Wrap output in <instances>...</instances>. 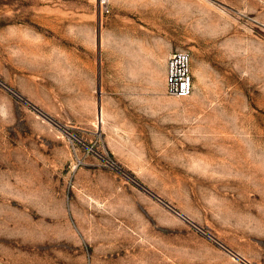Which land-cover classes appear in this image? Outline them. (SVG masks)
I'll use <instances>...</instances> for the list:
<instances>
[{
    "label": "rangeland",
    "instance_id": "374dc122",
    "mask_svg": "<svg viewBox=\"0 0 264 264\" xmlns=\"http://www.w3.org/2000/svg\"><path fill=\"white\" fill-rule=\"evenodd\" d=\"M109 8L0 0V264H264V0Z\"/></svg>",
    "mask_w": 264,
    "mask_h": 264
},
{
    "label": "built area",
    "instance_id": "2783aa9c",
    "mask_svg": "<svg viewBox=\"0 0 264 264\" xmlns=\"http://www.w3.org/2000/svg\"><path fill=\"white\" fill-rule=\"evenodd\" d=\"M110 0H100L102 12H109ZM166 93L172 97L190 96L195 88L192 56L189 51L170 53L166 62Z\"/></svg>",
    "mask_w": 264,
    "mask_h": 264
},
{
    "label": "water",
    "instance_id": "95a60500",
    "mask_svg": "<svg viewBox=\"0 0 264 264\" xmlns=\"http://www.w3.org/2000/svg\"><path fill=\"white\" fill-rule=\"evenodd\" d=\"M99 102H100V100H99ZM100 112H101V109H100V106H99V114H100Z\"/></svg>",
    "mask_w": 264,
    "mask_h": 264
},
{
    "label": "crops",
    "instance_id": "0c3cea01",
    "mask_svg": "<svg viewBox=\"0 0 264 264\" xmlns=\"http://www.w3.org/2000/svg\"><path fill=\"white\" fill-rule=\"evenodd\" d=\"M170 55V54H169ZM168 58V57H167ZM166 62H167V60H166ZM165 78H166V74H165Z\"/></svg>",
    "mask_w": 264,
    "mask_h": 264
}]
</instances>
